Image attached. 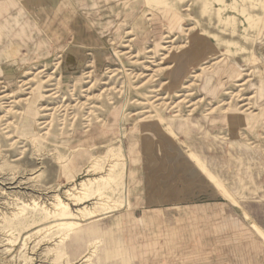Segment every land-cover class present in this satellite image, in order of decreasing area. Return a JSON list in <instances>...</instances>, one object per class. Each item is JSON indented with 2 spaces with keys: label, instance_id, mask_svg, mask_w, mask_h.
<instances>
[{
  "label": "rangeland",
  "instance_id": "374dc122",
  "mask_svg": "<svg viewBox=\"0 0 264 264\" xmlns=\"http://www.w3.org/2000/svg\"><path fill=\"white\" fill-rule=\"evenodd\" d=\"M133 1L119 38L111 10L75 8L99 40L0 58V264H173L147 253L187 239L209 260L264 258V0Z\"/></svg>",
  "mask_w": 264,
  "mask_h": 264
},
{
  "label": "crops",
  "instance_id": "0c3cea01",
  "mask_svg": "<svg viewBox=\"0 0 264 264\" xmlns=\"http://www.w3.org/2000/svg\"><path fill=\"white\" fill-rule=\"evenodd\" d=\"M33 1L34 3H36V5L31 4V0H26V4L21 0H0V58H5L6 60L17 59L22 55L23 48L30 50L34 41H37V38L41 39L38 41L39 49L48 46L46 39L52 40L54 43H58L59 41H64L67 35L70 33H73L75 39H78L76 40L78 43L84 44L85 42H90L92 40H95V37L96 40H99V36L95 32L88 29L87 25H89L90 27L95 26L96 29V26H102V24L97 23L96 17L91 20L90 18L84 16V14L80 15V18L77 21L78 24H74L75 19H73L72 17V12L75 10V8L79 12H100L104 9L111 10L109 13L111 15L109 17L110 20L108 24L110 28L113 29L116 36L119 38V36H121L122 34V25H120V23L118 22H115L114 20L115 18L122 19L123 15H127V10H133L135 5L133 0H53V3L49 0H46V2H44L45 0ZM29 10L32 12V14L29 13ZM27 12L31 16H33L34 19L27 17ZM64 12L66 13L64 14V22L62 23L63 27L59 26L58 29H55L58 24L60 15ZM24 18L27 19V22L29 24L23 25ZM127 18L128 16L125 17L126 21ZM44 26L47 27L48 30L47 32L42 33L40 29ZM72 26L75 29H77L78 27L77 33H75V31H72L73 29L71 30ZM7 43H9V45L6 47L5 44ZM98 53L103 54V56L105 57L107 56L106 53H103L101 51H99ZM186 60H188V58ZM203 62L205 63V61ZM218 72L215 73L217 74ZM0 82L3 84H9L5 81ZM209 89L210 87L207 89L203 88V90L206 92L211 91L210 94L215 93L214 90ZM92 148H95V146L84 147L82 149L89 150ZM82 160V157H75V159L71 163L72 169H77V171L79 172L82 171L84 167L86 169V166L81 165ZM211 178L213 180H216V177L214 176H211ZM223 190L227 192L228 190L220 187L221 193L226 196ZM198 209L206 212L209 207H197L196 211L192 210L190 215L186 217L190 218L191 220L195 219V222L198 221V219L200 220V222H202V219H205V217L207 218V216ZM154 221L155 219L152 223H155ZM158 235L161 236V233H159ZM188 241L189 240L187 239L181 244L179 242L176 244V241L175 243L168 241L160 242L158 247L154 249V253H147L146 261L154 259L158 260V262L160 263H162L163 261L171 262L173 264H215V262L221 261L222 264L231 263L232 259H229L228 261L224 258H219L216 261L215 259L209 260V258H206L202 254H200L202 253L201 251L205 250L202 244L201 246L196 248L194 244H192L191 242L189 243ZM171 245L173 247H171ZM158 252L160 254L159 256L156 255V253ZM233 260L237 261L236 264H264V258H261V256L259 257L255 254L253 256V253L251 252L249 254L238 253V256L234 257Z\"/></svg>",
  "mask_w": 264,
  "mask_h": 264
},
{
  "label": "bare ground",
  "instance_id": "6f19581e",
  "mask_svg": "<svg viewBox=\"0 0 264 264\" xmlns=\"http://www.w3.org/2000/svg\"><path fill=\"white\" fill-rule=\"evenodd\" d=\"M223 0H219V2H222ZM1 9V8H0ZM167 43H172V41H168ZM125 47H128V45H125ZM191 54H193L194 53V51L193 52H190ZM189 53V54H190ZM185 58V57H184ZM184 58H182L181 60H180V62H179V64H178V66L176 67V71H174V73L176 74L175 75V79L177 80V81H179L181 78H182V76L183 75H185V74H187L188 75V71H189V64L187 63V61H185L184 60ZM196 61H195V63H200V62H202V61H204L203 59H201V60H199L198 58L197 59H195ZM197 65V64H196ZM170 68H173V66L172 67H170ZM201 76V75H200ZM200 76H198V77H200ZM212 79H213V77L212 76H206L205 78H204V81H205V83H204V86H203V88L204 89H207V88H209L210 87V85H211V82H212ZM183 80V79H182ZM1 84H3V83H1ZM244 85V84H243ZM191 86V85H190ZM190 86H185L184 88L185 89H189V87ZM238 86V85H237ZM222 87V85L220 84V86H219V88H221ZM3 88H6V87H3ZM216 90L217 89H214V92L216 93ZM181 95V94H180ZM180 95H178V96H180ZM8 96H11L10 94H5V95H3V96H1V98H4V97H8ZM94 170L95 171H98V168L97 167H94ZM94 170H89V172H91V171H94ZM106 178L105 177H102L100 180H98V179H94L93 181H88V182H83L82 184H81V186H82V191H83V194L82 195H84V196H75V198H76V200H77V203L78 204H83V203H85V202H87L88 200H89V194H88V192H89V188L93 185V184H98L100 181H102V182H106ZM223 192L225 193V195L227 196V197H229V198H231V196H230V194L227 192V191H225V190H223ZM70 200V199H69ZM66 203V202H65ZM63 201H60V204H59V206H57L59 209H64V210H69L70 209V204L69 205H66ZM36 206H39V204H37ZM88 208V207H87ZM44 209H45V207H44ZM47 214H49V215H51V216H57V214L56 213H54V214H52L49 210H44ZM90 213V215L92 216V217H94V213H91V212H89ZM74 226V225H73ZM258 228V227H257ZM63 229H67V227H63ZM258 232H259V234L261 235V237H262V239L264 240V233L263 232H261L260 231V229H258ZM257 232V233H258ZM67 235H66V238H69V236L72 234V231L70 230L68 233H66ZM63 239V238H62ZM65 240V239H64ZM64 240H61V242L63 243L64 242ZM66 241V240H65ZM96 245V244H95ZM94 253H96V252H94ZM89 254V253H88ZM91 254H93V253H91ZM91 254H89L90 256H84V258H83V261L84 262H90L91 260H92V258L95 256V255H91Z\"/></svg>",
  "mask_w": 264,
  "mask_h": 264
}]
</instances>
